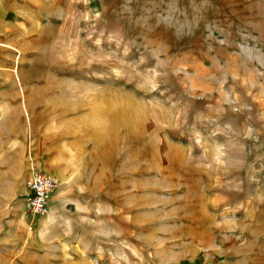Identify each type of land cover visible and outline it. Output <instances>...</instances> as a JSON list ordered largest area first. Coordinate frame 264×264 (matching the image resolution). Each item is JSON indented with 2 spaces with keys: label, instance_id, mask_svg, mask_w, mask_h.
<instances>
[{
  "label": "rangeland",
  "instance_id": "1",
  "mask_svg": "<svg viewBox=\"0 0 264 264\" xmlns=\"http://www.w3.org/2000/svg\"><path fill=\"white\" fill-rule=\"evenodd\" d=\"M2 100L0 264H264V0H0Z\"/></svg>",
  "mask_w": 264,
  "mask_h": 264
},
{
  "label": "built area",
  "instance_id": "2",
  "mask_svg": "<svg viewBox=\"0 0 264 264\" xmlns=\"http://www.w3.org/2000/svg\"><path fill=\"white\" fill-rule=\"evenodd\" d=\"M26 212L31 217L29 230L34 229L33 218L45 215L50 210V202L53 194L58 189L59 180L46 172L35 171L27 179Z\"/></svg>",
  "mask_w": 264,
  "mask_h": 264
},
{
  "label": "crops",
  "instance_id": "3",
  "mask_svg": "<svg viewBox=\"0 0 264 264\" xmlns=\"http://www.w3.org/2000/svg\"><path fill=\"white\" fill-rule=\"evenodd\" d=\"M12 11L13 10H11L9 8L3 14L6 16H9ZM16 95L19 96L18 94H16ZM7 102L8 101H5V100H2V102H0V112L3 114L6 113V115L17 113L18 109H20V106L11 105V104H8ZM56 140L58 143L55 144V146H54L53 142L50 144L46 143V145H45V152H44L45 166L43 168V170H44L43 172L49 173L53 176H56V178L58 180H61L62 176H64V168H66V166L64 165V139H62V138L58 139L57 138ZM34 146L38 149L40 148V147L36 146L35 144H34ZM76 184H78V179L76 181ZM145 223H148V222L145 221Z\"/></svg>",
  "mask_w": 264,
  "mask_h": 264
}]
</instances>
